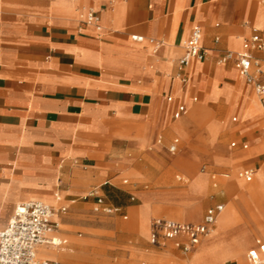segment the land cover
I'll return each mask as SVG.
<instances>
[{
    "label": "crops",
    "instance_id": "crops-1",
    "mask_svg": "<svg viewBox=\"0 0 264 264\" xmlns=\"http://www.w3.org/2000/svg\"><path fill=\"white\" fill-rule=\"evenodd\" d=\"M88 11L97 14V27L86 23ZM195 27L202 31L206 59L182 68V45ZM255 34L264 45V0H0V231L18 205L31 201L59 205L58 212L65 202L94 212L99 207L96 213L109 208V215L123 213L125 220L138 214L140 235L149 234V243L155 220L200 224L220 205L208 208L198 223L158 218L149 228L148 214L122 177H136L138 163L166 164L159 154L163 139L173 136L165 150L175 156L181 146L178 122L189 111L191 119H201L211 105L220 118L235 113L237 125L229 130L240 136L262 125L261 136L246 138L238 152L217 159L245 165L233 178L253 183L264 165V109L235 62H219L227 52L248 53L258 65L253 74L264 81V47L245 46ZM150 41L164 47L154 53ZM181 106L186 113L175 120ZM216 121L207 129L211 142L221 128ZM180 162L179 157L172 166ZM247 170L256 173L250 183L238 176ZM203 182L204 175L197 177L193 189ZM223 189L236 192L221 205L225 211L239 190ZM56 217L51 238L60 246L38 249L39 259L51 264L58 262L45 256V248L66 246L58 236L77 221L76 215ZM184 242L166 247L182 253ZM259 243L264 241L242 250L245 264ZM216 252H200L198 264H215Z\"/></svg>",
    "mask_w": 264,
    "mask_h": 264
},
{
    "label": "rangeland",
    "instance_id": "rangeland-1",
    "mask_svg": "<svg viewBox=\"0 0 264 264\" xmlns=\"http://www.w3.org/2000/svg\"><path fill=\"white\" fill-rule=\"evenodd\" d=\"M255 98L259 103L256 96ZM199 104L201 103L197 105ZM204 109L205 114L201 119H191L193 111H189L187 117L178 122V124L182 123V133L177 135L181 146L175 156H170L165 150L173 136L169 140L163 139L159 154L165 158L166 164L138 163L137 176L134 178L124 176L122 180L128 181V191L137 197L135 204L143 207L148 214L149 228L151 221L158 218L177 219L186 223L200 222L208 208L224 205L229 197L235 195L236 192L227 194L223 186L229 192L235 188L239 190L232 201L238 204L239 220L234 221L229 229L220 233L217 223L216 229L203 240L202 245L200 244L194 253L185 256L171 245L164 248L151 245L149 234L147 237L140 235L138 214L130 215L125 220L123 213L116 215L96 213L94 207L76 209L71 204L61 202L60 205L66 208L65 213L58 211L55 213L69 218L76 215L77 221L73 222L75 225L64 231L62 236H58L67 240V245L57 249L63 251V256L51 262H58L54 264H196L194 261L197 254L202 252L206 255L210 249L216 248L215 264L225 262L240 264L233 257L235 250L240 249L242 253L245 247H252L256 240L264 241L258 236V232L264 228V186L261 187L262 189L252 191H242L238 187L240 184L251 186L256 185V182L264 183V177L258 172L253 183L246 184L233 178V175L245 165H226L217 162L219 156L238 152L246 138L261 136L262 125L240 136V131L229 130L237 125L232 122L236 117L235 113L220 118L216 115L215 107L210 105ZM216 120L221 128L211 142L207 129ZM179 157L181 162L172 166V161ZM222 174H228L230 177L222 178L220 177ZM201 175H204L207 182L196 184L193 189L194 181ZM223 181H233L237 185L233 187L225 182L222 186ZM215 183L216 187H214ZM55 209L59 210L60 206ZM198 216L199 220L195 221ZM129 225L131 227L125 228ZM148 230L144 229V233ZM241 257L245 264L244 254Z\"/></svg>",
    "mask_w": 264,
    "mask_h": 264
},
{
    "label": "built area",
    "instance_id": "built-area-1",
    "mask_svg": "<svg viewBox=\"0 0 264 264\" xmlns=\"http://www.w3.org/2000/svg\"><path fill=\"white\" fill-rule=\"evenodd\" d=\"M99 18L96 13L88 11L86 13V23L97 27ZM132 41L142 43L143 38L132 37ZM157 53L164 47L162 43L150 41ZM245 46H249L258 51L264 45L258 34H255L249 41H245ZM206 59V51L202 46V31L195 27L190 37L182 45V57L179 64L182 68H187L194 61L203 62ZM234 61L241 77L247 84L251 85L258 97L261 107L264 109V81H260L259 75L253 74V69L258 65L253 57L248 53L227 52L220 60V64ZM257 73L260 70L257 69ZM169 102L172 99H168ZM186 113V109L181 106L174 115V119H180ZM171 153H175L176 147L172 146ZM254 170H247L239 173V178L250 183L255 177ZM102 201L98 205L102 206ZM224 207L217 206L208 211L203 221L197 225L178 224L170 221L155 220L152 222L150 231V244L163 248L168 242L183 239L182 253L188 256L194 252L205 238L213 233L218 217L223 213ZM66 209H61L65 212ZM96 212L100 211L97 207ZM106 214H113V210L104 208ZM55 210L50 206L40 202L31 201L20 204L16 207L14 215L7 227L0 231V264H51L38 257V249L44 246L59 247L60 243L52 239L56 226L53 223ZM247 264H264V243H259L258 248L248 252L246 256Z\"/></svg>",
    "mask_w": 264,
    "mask_h": 264
},
{
    "label": "bare ground",
    "instance_id": "bare-ground-1",
    "mask_svg": "<svg viewBox=\"0 0 264 264\" xmlns=\"http://www.w3.org/2000/svg\"><path fill=\"white\" fill-rule=\"evenodd\" d=\"M259 147L260 148L261 147L263 148V145H260ZM259 172L261 173V176L264 177V166L260 168ZM263 186H264V183H262V182L261 183L256 182V185L244 186L243 184H240L238 187L242 191H252V190H257V189L259 190ZM42 203H44V202H42ZM237 205L234 202L229 203L227 205V207H226L227 210L225 211V213H223V215L222 214L220 215L221 218L219 219V222H218V225H219V228H220L219 229V233L226 231L227 229H229L232 226V224H233L234 221L239 220L240 217H239ZM53 209H55V208H53ZM55 211H58V209H55ZM199 214H200V212H199ZM56 215H57L56 213L53 215V219H57L58 218V217H56ZM187 215H189V214H187ZM194 219H195V217H194ZM258 236H260V237H262L264 239V228L258 232ZM45 256L48 259H50V260L53 261V260L60 259L63 255L56 248H45ZM241 256H242V253H241V250L240 249L234 251V256H233L234 259H237L240 264H244V261L242 260V257ZM198 260H199V254H197V256L195 257V261L194 262L196 264H198Z\"/></svg>",
    "mask_w": 264,
    "mask_h": 264
}]
</instances>
